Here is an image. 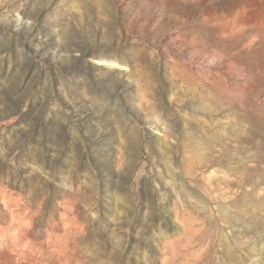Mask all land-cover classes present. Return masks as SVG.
<instances>
[{"label": "rangeland", "instance_id": "obj_1", "mask_svg": "<svg viewBox=\"0 0 264 264\" xmlns=\"http://www.w3.org/2000/svg\"><path fill=\"white\" fill-rule=\"evenodd\" d=\"M67 261L264 264V0H0V264Z\"/></svg>", "mask_w": 264, "mask_h": 264}, {"label": "bare ground", "instance_id": "obj_2", "mask_svg": "<svg viewBox=\"0 0 264 264\" xmlns=\"http://www.w3.org/2000/svg\"><path fill=\"white\" fill-rule=\"evenodd\" d=\"M195 220V219H194ZM193 220V221H194ZM187 221V220H186ZM189 222V225H192L193 223H192V219H189L188 220ZM184 223V222H183ZM187 223V224H188ZM189 225H186V226H189ZM190 231H189V227H185V232L183 233V235L184 236H182L180 239H179V241H183V240H185V236L189 233ZM181 244V243H180ZM188 245V243L186 244V246ZM182 246V245H181ZM177 248H179V247H177ZM197 254V253H196ZM198 256V255H197ZM189 257V255L187 256V258ZM190 258V257H189ZM201 258V257H200ZM196 259V258H195ZM190 262V261H189ZM189 262H187V263H189ZM67 264H71V261H67Z\"/></svg>", "mask_w": 264, "mask_h": 264}]
</instances>
